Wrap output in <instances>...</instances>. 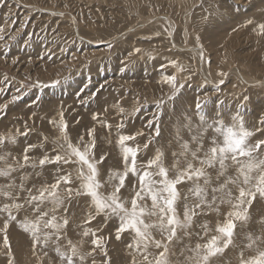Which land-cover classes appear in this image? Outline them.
<instances>
[{"label":"rangeland","instance_id":"rangeland-1","mask_svg":"<svg viewBox=\"0 0 264 264\" xmlns=\"http://www.w3.org/2000/svg\"><path fill=\"white\" fill-rule=\"evenodd\" d=\"M261 23L264 0H7L6 6L0 7V35L4 37L0 40V108L8 105L0 111V136L14 135L16 143L6 139L0 146V155L6 156L5 161H0V168L13 164L14 158L22 160L24 149L30 144L37 145L28 153L33 161L38 162L46 153L54 156L61 112L73 145L83 147L80 138L89 141V130L94 129L95 158L104 157L98 167L103 185L100 191L105 195L112 190L106 183L109 170L123 167L119 135L135 136L127 143L140 147L138 165L153 158L157 151L162 152L170 178L175 176L176 168L185 167L188 161L199 167L190 152L181 155L185 142L190 151H196L201 141L203 148L197 153L200 157L211 147L216 134L213 129L203 130L200 115L209 122L219 117L225 125H231L239 114L245 128L253 132L248 143L264 140V35L258 29ZM173 60L176 66L170 63ZM168 75H175L177 85L184 86L174 91L164 83L163 78ZM57 80L60 84L56 87H28L36 82L51 85ZM12 96L20 98L12 101ZM197 102L202 105L201 110L196 108ZM95 114L99 115L93 119ZM121 122L123 128L118 127ZM156 126L160 130L158 136ZM26 128L30 130L28 135H20ZM253 155L264 159V145ZM226 163L225 176L219 179L218 166L206 169L210 187H218L225 177L237 175V166L231 161ZM57 167H26L12 176L17 184L26 177V188H39L55 181ZM63 172L72 174L71 187L78 188L80 181L75 177L79 166L64 165ZM252 175L255 177L258 172ZM7 183L5 177H0V186ZM134 183L136 177L130 175L121 190L123 199H131ZM199 183L203 185L202 180ZM193 186L192 181L177 185L180 195L176 207L181 219L185 196H189V204L196 200L188 192ZM64 187L62 184V193ZM228 187L233 196L238 195L236 186ZM7 202L0 198V206ZM89 203L87 196H73L66 201L67 213L58 211V216L66 215L69 220L59 241L62 250L71 241L82 253L90 252L91 237H82V232L98 230L97 235L105 237L107 257L97 250L87 257V264H92L93 259L96 264H133L134 260L143 264L140 253L128 247L134 242L133 234L125 232L119 240L115 238V218L105 222L103 216H97L92 223H84ZM230 210L231 206L225 203L219 206L218 213L196 216L186 230L190 235L178 229L177 236L168 243L169 264H194L193 249L217 234L215 227L224 222ZM25 215L29 212L22 210L18 219ZM247 215L246 221L236 222L233 243L211 257L209 264H240L241 253L249 258L264 250V198L259 194ZM4 219L6 215L0 214V229ZM145 219L149 222V218ZM205 223L210 230L208 236L203 235L201 227ZM7 235L10 249H5L0 231V264H8L10 256L14 257V264H62L53 243L33 248L30 236L15 222ZM152 235L161 239L158 231ZM161 250L150 246L149 258Z\"/></svg>","mask_w":264,"mask_h":264},{"label":"snow or ice","instance_id":"snow-or-ice-1","mask_svg":"<svg viewBox=\"0 0 264 264\" xmlns=\"http://www.w3.org/2000/svg\"><path fill=\"white\" fill-rule=\"evenodd\" d=\"M7 0H0V7H5ZM11 15V11L9 13ZM252 23L251 20L248 21ZM259 33L264 35V23L258 25ZM3 29L0 28V33ZM4 39L0 35V40ZM199 37H197V40ZM7 47V46H6ZM202 48V46H201ZM137 53L141 50L135 49ZM203 59V52L200 53ZM173 66H176L175 60L170 61ZM183 71V68L179 69ZM223 75V73H221ZM164 83L171 86L175 91L178 87L177 78L175 75H168L163 78ZM223 80L220 81L223 84ZM60 81H54L51 85L35 84L28 87H56ZM21 87H24L22 84ZM20 89H17L19 91ZM3 89L0 88V92ZM19 96H12V101L18 100ZM163 101H161V104ZM8 105L4 104L0 111L7 109ZM196 108L202 109V105L197 102ZM122 113L124 109H119ZM61 121L59 124L60 136L55 142L53 155L44 154L39 158L38 162L33 161L28 155L29 151L36 148L37 145H28L24 149L22 160L15 159L13 164H8L5 168H0V177H5L8 183L0 186V198L9 202L3 203L0 206V214L6 215L3 221V244L5 249H10L11 244L8 239L7 230L9 226L15 222L19 228L30 236L33 248L37 246L47 247L49 243H53L55 251L60 258L62 264H87V257L92 256L97 250H100L107 257L105 237L97 235L98 230H84L82 237H91V251L82 253L76 244L68 241L66 250H62L59 241L62 238V233L67 228L69 220L67 216H58L57 213L61 209L66 214L68 208L66 201H70L73 196H87L90 203L88 218L84 221L85 224H90L97 216H103L104 221L115 218L117 220L116 236L119 240L125 232L133 234L134 242L128 247L134 252L140 253L143 264H169L167 259L168 243L176 236L177 230H185V235H190L186 230L192 226L193 220L198 215H206L209 212H219V206L229 204L230 211L226 213L223 223H218L215 227L217 234L211 235L210 238L203 244H197L193 249L195 254L194 264H209L210 258L222 253L229 245L233 243V237L236 229L237 221H246L248 219V208L256 199L257 194L264 198V159H259L253 154L261 149L264 145V140L257 141L254 145L248 143V138L253 135V132L246 129L243 123V117H233L231 125H225L222 118H215L209 122L204 115H200L201 124L204 125V131L213 129L215 136L212 137L211 147L203 154V157L197 155L198 151L203 148V143L198 141L196 151H190L188 144H183L184 151L182 156L189 154L192 160L198 161L199 167L194 166L192 161H188L183 168L175 169V176H169V169L164 166L163 153L157 151L156 155L143 164L138 165L137 157L140 152V147L129 146L127 142L135 139L134 135H119L118 144L122 151V170H109L106 183L110 184L111 192L107 195L103 194L100 189L103 186L99 176L100 171L98 165L103 162L104 157L95 158V137L94 129L89 130L90 140L85 142L83 137L80 138L81 144L73 145L67 135V123L63 120L61 112ZM99 114H95L93 119H96ZM111 127V125H107ZM123 128L121 122L118 125ZM29 129H25L20 135L27 136ZM159 127H155V135H159ZM220 138L219 142L217 138ZM11 143H16V136L4 137L0 136V146L5 143V140ZM47 138H45L46 140ZM196 139V137H193ZM150 143V141H149ZM145 149L148 143L143 146ZM175 156L176 153H173ZM6 156L0 155V161H5ZM226 161H231L237 166V175L235 177H225L224 182L218 187H210L211 178L206 169L216 168L218 166L217 179L225 176V171L228 167ZM68 164H77L79 166V174L75 177L80 181L78 188L71 187L74 178L70 172H63V166ZM47 165H57V175L55 181L51 184L42 185L39 188H26L23 180L17 184L12 174L26 167L43 168ZM258 172L257 176L252 173ZM136 177L137 183L132 184L133 195L130 200L121 197V190L126 187V182L129 176ZM203 181V185L199 182ZM192 181L194 186L189 188L188 192L191 196L196 197L194 203H187L189 196H185V205L183 219L177 213V201L179 199V191L177 185ZM65 185L63 193L61 185ZM234 185L238 188V195L233 196L229 185ZM35 189V191H34ZM209 192L211 196L209 197ZM23 193V198H21ZM221 193L222 195H217ZM150 202V203H149ZM29 212L18 219L21 211ZM145 217L149 218L146 222ZM203 235L208 236L209 228L205 223L201 225ZM158 231L161 234V239L157 240L153 237L152 232ZM150 246L155 249H162L158 254L151 259L152 253L149 251ZM252 245L249 244L248 247ZM8 264H14V257H9ZM92 264H96L92 260ZM108 264V261L105 262ZM133 264H136L135 260ZM240 264H264V250H258L257 254L244 258L243 253L240 255Z\"/></svg>","mask_w":264,"mask_h":264},{"label":"bare ground","instance_id":"bare-ground-1","mask_svg":"<svg viewBox=\"0 0 264 264\" xmlns=\"http://www.w3.org/2000/svg\"><path fill=\"white\" fill-rule=\"evenodd\" d=\"M109 167V166H108Z\"/></svg>","mask_w":264,"mask_h":264}]
</instances>
